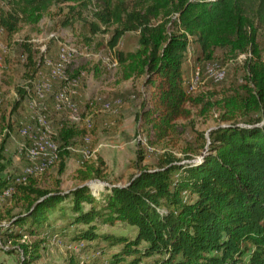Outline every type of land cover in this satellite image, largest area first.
I'll use <instances>...</instances> for the list:
<instances>
[{"label":"trees","instance_id":"obj_1","mask_svg":"<svg viewBox=\"0 0 264 264\" xmlns=\"http://www.w3.org/2000/svg\"><path fill=\"white\" fill-rule=\"evenodd\" d=\"M5 1L10 7L0 10V26L8 34L17 31L24 14L38 17L62 2L74 3L72 9L93 5L90 29L108 30L110 48L136 32L135 48L114 49L113 60L119 80L143 76L151 88L140 117L158 140L177 133L178 121L191 119L194 108L218 115L214 127L198 133L197 145L181 151L183 157L165 151L151 167L142 164L139 151L136 171L119 185L90 187L88 181L103 177L92 162L83 163L76 171L79 184L67 190L40 187L33 176L21 183L0 178V195L13 185L0 247L18 253V264H34L54 234L83 243L84 254L99 252L98 263L103 258L109 264H264V0ZM191 41L204 59L219 50L245 54L241 82L219 96L185 90L183 63ZM23 50L30 88L40 62L30 44L23 43ZM26 92L18 89L14 108ZM66 147L59 146V154ZM64 166L62 159L60 172ZM115 222L130 226L133 235L101 229ZM84 261L70 255L59 264Z\"/></svg>","mask_w":264,"mask_h":264},{"label":"rangeland","instance_id":"obj_2","mask_svg":"<svg viewBox=\"0 0 264 264\" xmlns=\"http://www.w3.org/2000/svg\"><path fill=\"white\" fill-rule=\"evenodd\" d=\"M73 4L55 3L38 17L24 14L13 34L0 26V142L6 137L1 160L5 169L0 178H11L12 183L33 176L40 187L58 186L67 190L79 184L76 171L83 163L92 162L101 167L103 177L88 181L90 187L101 190L106 184L119 185L136 171L139 151L143 154L142 164L151 167L165 151L183 157V149L197 145L198 133H207L217 123V110L197 114L198 109L194 108L191 119L178 121L177 133L158 140L151 126L140 117L149 106L151 88L143 84V76L119 80L113 60L114 49L135 48L137 33H125L116 47L110 48L108 30L93 33L90 29L94 21L93 5L87 8L77 5L72 9ZM9 7L5 0H0V10ZM23 43L31 45L36 61L40 62L31 90L23 75L26 61ZM244 58L245 54L219 50L211 59H204L199 45L191 41L183 63L185 90L198 70V81L189 93L216 92L219 96L232 82H241ZM220 68L224 77L215 81L211 70ZM23 87L28 93L14 108L20 95L18 89ZM40 137L51 138L58 153L59 146L60 149L67 146V153L59 154L46 170L32 175L28 169L40 164L43 156L33 160L25 149L38 144ZM62 159L65 166L60 172ZM22 174L26 176L20 177ZM9 196L0 195V227L6 220V209L13 205ZM101 229L133 235V229L120 222L101 225ZM51 239L45 242L34 264H59L70 255L90 264L93 256L100 255L88 253L92 257L87 259L80 250L83 243L72 245L69 239L56 235ZM97 242L103 244L101 240ZM19 257L18 253L10 254L0 247V264H18ZM97 260L91 264H98ZM99 264L109 263L101 258Z\"/></svg>","mask_w":264,"mask_h":264},{"label":"bare ground","instance_id":"obj_3","mask_svg":"<svg viewBox=\"0 0 264 264\" xmlns=\"http://www.w3.org/2000/svg\"><path fill=\"white\" fill-rule=\"evenodd\" d=\"M63 65H65V64H63ZM211 72L213 74V78H214L215 81L221 80L224 77V73H225L224 70L221 69V68H220V70H214V71L211 70ZM198 78H199V72H198V70H196L195 74L192 77V79L190 80V82H188L189 83V86H188L189 89H190V87L192 88L194 83H196L198 81ZM36 95H38V94H36ZM28 133H29V131H28ZM26 138H28V137L26 136ZM29 139H31V138H29ZM40 139H41V141L39 142L40 148H39L38 144H36V145H34V146L30 147V148H28V147L26 148L28 156L31 159H33V160L37 156H39V157L43 156V159L40 162V164L34 165L33 167L28 169V172L30 174H35V172L38 173V172H40V171H42L44 169L46 170V168H48L50 165H52L54 163V161L58 158V155H59L57 145L55 144V142L51 138H49V137L48 138L47 137H40ZM36 143H38V142H36ZM33 144H35V143H33ZM12 191H13V187H10V185H8L3 190L2 196L3 197H5L6 195L8 196V194L11 193Z\"/></svg>","mask_w":264,"mask_h":264},{"label":"crops","instance_id":"obj_4","mask_svg":"<svg viewBox=\"0 0 264 264\" xmlns=\"http://www.w3.org/2000/svg\"><path fill=\"white\" fill-rule=\"evenodd\" d=\"M54 235V234H53ZM53 235H51V236H47V238H49L50 240H52L51 238H52V236ZM58 237V236H57ZM59 238V237H58ZM74 244H76V243H72V245H74ZM86 256H87V259L89 258V257H92V255L91 254H86ZM98 258V257H97ZM97 258H95L94 256H93V259H92V261H90V264L91 263H93V261L95 262V260L97 259ZM96 263H98V260L96 261ZM99 264V263H98Z\"/></svg>","mask_w":264,"mask_h":264},{"label":"built area","instance_id":"obj_5","mask_svg":"<svg viewBox=\"0 0 264 264\" xmlns=\"http://www.w3.org/2000/svg\"><path fill=\"white\" fill-rule=\"evenodd\" d=\"M38 145H39V143H38ZM39 148H40V145H39ZM20 177H25L26 176V174H22V175H19ZM8 185H10V187H12L13 185H12V183H9Z\"/></svg>","mask_w":264,"mask_h":264}]
</instances>
